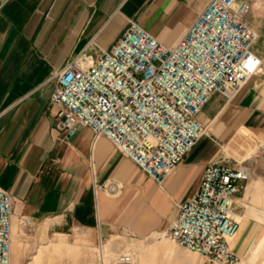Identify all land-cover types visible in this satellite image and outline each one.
<instances>
[{"label": "crops", "instance_id": "0c3cea01", "mask_svg": "<svg viewBox=\"0 0 264 264\" xmlns=\"http://www.w3.org/2000/svg\"><path fill=\"white\" fill-rule=\"evenodd\" d=\"M206 2L0 0V188L12 197L14 218L41 223L61 239L75 230L99 237L125 232L135 239L146 238L167 226L175 214L173 202L195 192L206 163L224 158V152L247 159L260 147L264 27L251 24L258 35L253 50L263 58L259 71L230 98L217 92L209 96L197 114L207 135L198 138L161 185L106 137L92 142L91 131L78 126L65 144L54 127L55 107L48 105L54 70L75 56L95 58L128 20L170 46ZM224 162L234 164L229 158ZM247 177L248 172L235 198L238 229L229 247L239 261L242 258L241 264H258L264 262V211L251 218L253 208L243 203L246 209L237 213L240 200L260 192L257 180Z\"/></svg>", "mask_w": 264, "mask_h": 264}, {"label": "built area", "instance_id": "2783aa9c", "mask_svg": "<svg viewBox=\"0 0 264 264\" xmlns=\"http://www.w3.org/2000/svg\"><path fill=\"white\" fill-rule=\"evenodd\" d=\"M249 9V0H207L170 46L128 20L95 58L80 55L65 62L51 73L48 96L61 140L66 144L78 126L86 127L92 142L106 137L161 185L207 135L197 114L209 96L217 92L228 99L259 71L263 58L253 50L258 35L247 20ZM224 153L205 164L195 192L173 202L174 216L154 234L208 262L236 264L229 240L238 229L234 203L247 167L246 158ZM12 215V197L0 188V264L10 262Z\"/></svg>", "mask_w": 264, "mask_h": 264}, {"label": "rangeland", "instance_id": "374dc122", "mask_svg": "<svg viewBox=\"0 0 264 264\" xmlns=\"http://www.w3.org/2000/svg\"><path fill=\"white\" fill-rule=\"evenodd\" d=\"M249 3L250 9L247 13L249 24L254 27H264V0H249ZM244 163L248 172L247 180H257L260 192L252 196V199L240 200L241 207L238 208L237 213H242L246 209L243 206V203H246L253 208L249 217L257 219L256 216L264 211V193L261 192L264 189V142ZM242 192L243 190L239 197H242ZM256 225L260 224L256 223ZM55 234L54 230L48 231L41 223L32 221L29 224L22 221L19 216L13 217L9 264H139L140 262L142 264H219L208 262L203 256L154 233L139 239L125 232L99 237L95 232L75 230L69 232L63 239ZM59 242H62L61 245H58ZM102 245L107 252L104 254L109 258L106 263L101 254ZM122 258L128 259L121 261ZM241 262L242 258L236 264Z\"/></svg>", "mask_w": 264, "mask_h": 264}, {"label": "bare ground", "instance_id": "6f19581e", "mask_svg": "<svg viewBox=\"0 0 264 264\" xmlns=\"http://www.w3.org/2000/svg\"><path fill=\"white\" fill-rule=\"evenodd\" d=\"M12 217H13V215H12ZM234 217H235V214H234ZM236 218V217H235ZM237 220V219H236ZM107 250H108V248H107ZM107 254V252H106V250H105V247L102 245V252H101V254H102V256H103V259H104V262L106 263V260H107V256L105 255V254ZM113 254H115V253H113ZM103 259H102V263H103ZM109 259V258H108ZM128 258H122L121 259V261H125V260H127ZM108 261V260H107ZM139 264H142V262H140Z\"/></svg>", "mask_w": 264, "mask_h": 264}]
</instances>
